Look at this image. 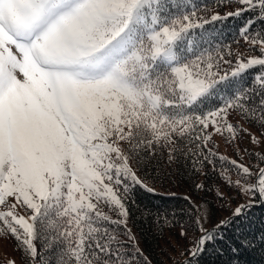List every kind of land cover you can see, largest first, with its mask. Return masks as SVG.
I'll return each instance as SVG.
<instances>
[{"label":"snow or ice","instance_id":"6c2138e0","mask_svg":"<svg viewBox=\"0 0 264 264\" xmlns=\"http://www.w3.org/2000/svg\"><path fill=\"white\" fill-rule=\"evenodd\" d=\"M222 5L235 9L212 21L255 14L241 36L259 52L238 57L235 67L225 60L223 74V58L194 38L209 21L187 0H0V238L20 252L7 264H136L143 253L127 228L128 193L133 185L155 191L139 165L165 153L170 164L187 159L205 180L211 165L220 184L194 186L229 212L208 228L211 201L185 197L187 223L163 218L190 245L173 264H193L214 232L253 203L264 205V156L255 165L230 160L233 179L232 170L217 168L209 143L227 132L245 153L242 137L264 144V132L230 122L239 112L264 128V29L250 31L264 23V0ZM254 67L256 87L241 86ZM226 83L231 95L202 110ZM232 192L247 199L233 208ZM108 225L123 227L131 255ZM142 264H150L146 256Z\"/></svg>","mask_w":264,"mask_h":264},{"label":"trees","instance_id":"16d2710c","mask_svg":"<svg viewBox=\"0 0 264 264\" xmlns=\"http://www.w3.org/2000/svg\"><path fill=\"white\" fill-rule=\"evenodd\" d=\"M187 2L191 8L195 9L197 17L209 21V23L204 24L203 28L194 29L193 34L195 39L202 41L203 48L212 52L214 58H223L219 61L221 74L230 71V66L224 63L225 60H231V67H235L238 57L247 59L259 55L258 50H253L241 36V28L246 25V22L250 19H256L253 12L247 11L240 16L212 21V15L219 13L224 16L227 12L233 11L235 5L232 7L222 5V0H187ZM262 29H264V23L256 20L250 31L255 33ZM242 48L246 51H239ZM259 71L258 67L249 69L243 74L239 84L245 87H256L253 81ZM232 88L233 85L230 83L222 85L217 93L204 101L201 109L219 107L223 102L220 97L230 96ZM255 99L258 100V97ZM240 116L244 117L241 114ZM245 121L253 129L261 128L255 119L245 118ZM210 146L212 151L216 153L212 159L215 161L217 168L232 170L233 179H235V170L232 169L229 163L230 160L235 159L246 165H255L260 158H253L256 163L250 164L245 158L249 150L242 153L240 157L243 159L239 160L234 154L220 152L212 147L211 143ZM220 156L227 159L221 161L217 158ZM134 166L137 165L134 163ZM139 168V174L148 176L146 182L154 187L155 191L148 192L140 186L133 185L128 193L129 216L127 218V228L131 229V233L136 237L138 246L143 253V256L137 258L136 264H142L145 256L150 264H173L176 259L184 260L185 257L180 255V251L183 247H190V245L180 238L179 225L171 226L163 223V218L168 217L170 221L187 223L185 213L189 206L185 197H190L196 203L201 202V197L211 201V207L215 215L219 211H223L220 209L218 201L214 200L211 195L205 196L204 192L197 190L194 186L196 183L216 186L220 184V181L213 172L211 165H208L205 169L210 177L205 180L202 175L193 176L190 162L184 157H181L177 162L168 163L166 153L155 157L147 166L144 164L139 165ZM225 191L228 192L229 190L225 189ZM231 195L235 197L234 202L230 201L233 208L236 204L244 203L247 199L237 196L235 192H232ZM110 216L113 219L117 218L113 212ZM227 216H229V213L225 217ZM108 227L110 231L115 230L119 240L125 243L124 250L131 255L134 250L128 246L127 237L122 234L123 227L115 225H108ZM193 235V233H190L189 239ZM214 236L215 239L209 241L205 248L193 259V264H264V205L258 202L253 203L241 218L234 219V222L230 225L214 232ZM52 264H55V262L53 261Z\"/></svg>","mask_w":264,"mask_h":264},{"label":"rangeland","instance_id":"374dc122","mask_svg":"<svg viewBox=\"0 0 264 264\" xmlns=\"http://www.w3.org/2000/svg\"><path fill=\"white\" fill-rule=\"evenodd\" d=\"M239 51L245 52V49H239ZM230 122L237 124L239 128H244L250 130L253 134H257L258 132L263 131L264 128H258L253 129L251 126L247 124L244 117H241L240 114L237 112H233V114L230 117ZM231 140V136L229 133L225 132L223 136L220 134L213 133V139L210 141L212 144V147L216 148L218 151L223 153H231L237 156L239 160H242L243 158L240 157V155L244 152L240 151L239 148H237L235 143H229ZM240 148H247L249 151L247 152V157H245L248 160V163L253 164L256 163V160L253 158H258L264 155V144H252L246 137H242L240 140ZM252 149V150H250ZM262 149V150H261ZM133 167L134 164H133ZM99 209L103 211L107 215H111V211L108 208L107 205H98ZM228 211H219L212 223L207 224L206 226L210 228L213 227V224L218 222L219 220L225 218V216L228 214ZM10 259H16L17 262L20 260V252L16 250L15 247V241L12 239H3L0 238V264H7V261Z\"/></svg>","mask_w":264,"mask_h":264}]
</instances>
